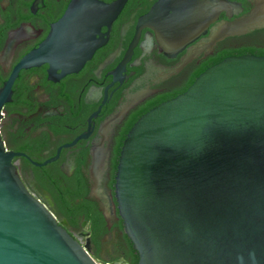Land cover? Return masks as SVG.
Masks as SVG:
<instances>
[{
  "label": "water",
  "instance_id": "95a60500",
  "mask_svg": "<svg viewBox=\"0 0 264 264\" xmlns=\"http://www.w3.org/2000/svg\"><path fill=\"white\" fill-rule=\"evenodd\" d=\"M126 1L71 0L0 88V121L22 70L78 72ZM206 4L201 18L213 22L219 11ZM203 5L161 0L140 26L177 36ZM262 10L227 24L213 43L264 25ZM18 155L0 133V264H99L25 186ZM115 193L138 264H264V56L226 57L140 117L120 152Z\"/></svg>",
  "mask_w": 264,
  "mask_h": 264
},
{
  "label": "flooded vegetation",
  "instance_id": "af4514ba",
  "mask_svg": "<svg viewBox=\"0 0 264 264\" xmlns=\"http://www.w3.org/2000/svg\"><path fill=\"white\" fill-rule=\"evenodd\" d=\"M160 1L127 0L111 27L102 28L106 42L78 72L62 76L47 64L22 70L2 110L0 133L19 154L14 163L25 186L99 264L131 261L115 193L116 156L130 122L185 92L212 58L264 48V25L213 43L227 24L262 10L264 0H213L219 11L213 22L199 12L209 13L211 0H201L200 20L170 38L140 26ZM70 2L0 0V88Z\"/></svg>",
  "mask_w": 264,
  "mask_h": 264
},
{
  "label": "trees",
  "instance_id": "16d2710c",
  "mask_svg": "<svg viewBox=\"0 0 264 264\" xmlns=\"http://www.w3.org/2000/svg\"><path fill=\"white\" fill-rule=\"evenodd\" d=\"M245 54H253V55H258V56H264V48H261V47L255 46V45H250V46L244 47V48H242L240 50H228L224 54H222L220 57H218V58H212L209 64H207L205 67L202 68V70H200V71H198L196 73L195 80L207 68H209L210 66L215 65V64H217L219 62H221L226 57H229V56H239V55H245ZM151 107L150 108H147L142 115H144L148 111H150L151 110ZM138 119L139 118L134 119L133 121L130 122V124L128 126V129L126 131L127 133L131 130V128L134 126V124L137 122ZM124 139H126V135L123 137L122 142H121V145H123ZM119 156H120V152L116 156V159H117L116 166L118 164ZM128 244H129V249H130L131 261L128 262L127 264H138L139 256H138L137 251L134 249L133 243L130 240V238H128Z\"/></svg>",
  "mask_w": 264,
  "mask_h": 264
}]
</instances>
